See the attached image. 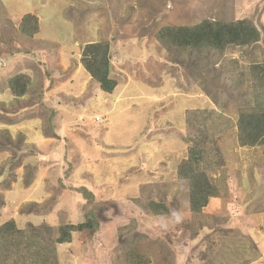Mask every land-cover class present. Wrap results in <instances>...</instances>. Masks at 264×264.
Listing matches in <instances>:
<instances>
[{
  "label": "rangeland",
  "instance_id": "374dc122",
  "mask_svg": "<svg viewBox=\"0 0 264 264\" xmlns=\"http://www.w3.org/2000/svg\"><path fill=\"white\" fill-rule=\"evenodd\" d=\"M241 20L258 41L223 52L158 38ZM99 43L111 93L81 63ZM260 68L264 0H0V225L55 238L94 219L55 245L57 264H264V144L237 135L239 114L264 106ZM193 147L217 192L196 212L180 173Z\"/></svg>",
  "mask_w": 264,
  "mask_h": 264
},
{
  "label": "trees",
  "instance_id": "16d2710c",
  "mask_svg": "<svg viewBox=\"0 0 264 264\" xmlns=\"http://www.w3.org/2000/svg\"><path fill=\"white\" fill-rule=\"evenodd\" d=\"M25 19H30L36 24L33 15L26 14ZM35 32V29L31 32ZM161 38L168 45H173L182 50L200 52L213 50L223 52L229 46H249L258 41L260 33L249 21L241 20L233 23H218L205 21L193 27L169 26L163 28L160 33ZM167 40V41H166ZM109 45L108 44H87L81 52V63L85 71L98 84L103 93H111L116 86L114 79L109 76ZM200 55V53H198ZM203 71L205 68L200 67ZM23 75V74H21ZM260 83L264 88V69H258ZM25 76V75H24ZM20 77V76H19ZM18 77V78H19ZM18 78H13L9 82V89L16 96L25 93L26 86H21ZM17 79V80H16ZM241 112L237 123L238 140L242 146H255L264 144V106L255 103L247 111ZM189 158L180 168V173L186 174V169L191 170L192 194L190 196L191 209L193 212L200 210L207 204V199L216 195V190L207 181L204 172H198L197 162L202 156L195 148H191ZM196 154V155H195ZM203 194V195H202ZM95 220H85L76 225L67 224L58 228L57 236L51 237L46 228H29L27 230L18 229L12 219L0 225V264H19L23 262H33L39 258L44 264H57L55 245L70 242L72 232H82L95 229ZM51 245L49 254L42 255L46 251L42 242ZM47 252V251H46ZM42 264V263H41Z\"/></svg>",
  "mask_w": 264,
  "mask_h": 264
},
{
  "label": "clouds",
  "instance_id": "9594fccd",
  "mask_svg": "<svg viewBox=\"0 0 264 264\" xmlns=\"http://www.w3.org/2000/svg\"><path fill=\"white\" fill-rule=\"evenodd\" d=\"M95 119H96V121H98V120H99V118H98V117H96Z\"/></svg>",
  "mask_w": 264,
  "mask_h": 264
}]
</instances>
